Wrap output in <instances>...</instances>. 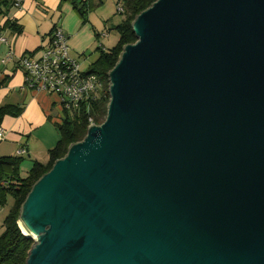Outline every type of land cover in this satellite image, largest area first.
Masks as SVG:
<instances>
[{
    "label": "water",
    "instance_id": "1",
    "mask_svg": "<svg viewBox=\"0 0 264 264\" xmlns=\"http://www.w3.org/2000/svg\"><path fill=\"white\" fill-rule=\"evenodd\" d=\"M100 125L31 187L25 264H264V0H156Z\"/></svg>",
    "mask_w": 264,
    "mask_h": 264
},
{
    "label": "crops",
    "instance_id": "2",
    "mask_svg": "<svg viewBox=\"0 0 264 264\" xmlns=\"http://www.w3.org/2000/svg\"><path fill=\"white\" fill-rule=\"evenodd\" d=\"M106 1L115 7L118 0H105L104 3ZM12 2L6 0L5 8L0 11V37L4 39V43H0V108L18 109L19 113L6 115L0 121L5 132L0 142V158L15 157L18 149L24 148L25 155L20 156L24 162L19 167V175L24 178L34 162L45 164L48 161L49 151L60 139L57 125L61 123L63 112L56 95L30 90L25 85L24 73L17 65L18 58L36 55L53 27L58 26L67 37L70 57L77 61L82 72H88L99 57V50L106 51L114 46L104 47L101 43L109 36L108 28L121 22L107 28L111 17L105 19L99 7L86 11L82 23L72 6L60 0H23L20 9L12 8ZM95 4V0H89L90 7ZM116 41L117 38L113 44ZM8 54L10 59L5 60Z\"/></svg>",
    "mask_w": 264,
    "mask_h": 264
},
{
    "label": "trees",
    "instance_id": "3",
    "mask_svg": "<svg viewBox=\"0 0 264 264\" xmlns=\"http://www.w3.org/2000/svg\"><path fill=\"white\" fill-rule=\"evenodd\" d=\"M118 1L123 4V13L120 14L122 21L113 27L118 35V40L109 50L98 49L100 53L98 59L86 72L97 76L103 84V89L99 92L98 97L87 105L81 106L78 114L69 115L63 112L61 123L57 125L60 139L56 146L49 151L48 161L45 164L34 162L24 178L19 175L23 157L0 158V209L7 205L8 199H12V204L0 224V264H25L33 241L24 237L18 228L20 206L32 185L51 169L56 160L64 157L69 145L80 142L84 138L88 127L87 119L91 118L95 125H100L105 120L109 102L107 74L116 64L123 46L136 41L131 29L132 21L156 0ZM60 3L70 4L82 23L85 21L89 0H60ZM5 6L6 0H0L1 12ZM14 29L17 30L16 27ZM18 113V109L2 107L0 108V121L6 115L17 116Z\"/></svg>",
    "mask_w": 264,
    "mask_h": 264
},
{
    "label": "built area",
    "instance_id": "4",
    "mask_svg": "<svg viewBox=\"0 0 264 264\" xmlns=\"http://www.w3.org/2000/svg\"><path fill=\"white\" fill-rule=\"evenodd\" d=\"M23 0H13L12 8L20 9ZM116 12L123 13L121 1L115 4ZM0 43L4 39L0 37ZM10 59V54L5 60ZM18 68L25 76V85L30 89L58 97L62 112L78 114L80 107L95 100L103 89L102 82L93 74L82 72L76 60L70 57L68 40L63 30L54 26L49 38L40 47L36 55H21L17 60ZM88 127L95 125L88 118ZM5 132L0 127V142ZM24 148H19L16 155H25Z\"/></svg>",
    "mask_w": 264,
    "mask_h": 264
},
{
    "label": "rangeland",
    "instance_id": "5",
    "mask_svg": "<svg viewBox=\"0 0 264 264\" xmlns=\"http://www.w3.org/2000/svg\"><path fill=\"white\" fill-rule=\"evenodd\" d=\"M97 2V5L95 4L94 7H88V10L90 11H94L99 7V11L103 14V17H105V19H107V17H111V20L109 22L106 23L107 28L110 27L113 23L116 22H121L122 21V15L118 14L116 12V8L110 3V2H105V0H100L99 2L97 0H95ZM103 5V6H102ZM102 6V7H100ZM112 15V16H111ZM75 17V15H74ZM115 26V25H114ZM109 29V36L107 38L104 39V41H101V43H103L104 47H111V45H115L113 44V40L115 38H117L118 40V35L117 33L113 30L112 27L108 28ZM117 42V41H116ZM87 65V64H86ZM85 66H82L83 69L86 68ZM26 158V157H24ZM25 160V159H24ZM24 161H22L23 163ZM12 204V199H8L7 205L4 206L1 210H0V221L4 219V217L6 216V213L10 207V205Z\"/></svg>",
    "mask_w": 264,
    "mask_h": 264
},
{
    "label": "bare ground",
    "instance_id": "6",
    "mask_svg": "<svg viewBox=\"0 0 264 264\" xmlns=\"http://www.w3.org/2000/svg\"><path fill=\"white\" fill-rule=\"evenodd\" d=\"M18 226H19L20 230L23 232V234L28 235L24 225L20 221L18 223Z\"/></svg>",
    "mask_w": 264,
    "mask_h": 264
}]
</instances>
